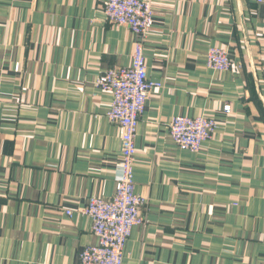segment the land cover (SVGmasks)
<instances>
[{"label": "crops", "instance_id": "crops-1", "mask_svg": "<svg viewBox=\"0 0 264 264\" xmlns=\"http://www.w3.org/2000/svg\"><path fill=\"white\" fill-rule=\"evenodd\" d=\"M101 3L0 0V264H80L97 243L81 209L114 193L122 128L95 80L129 64L136 40ZM152 8L144 56L161 86L135 136L143 222L122 264H264V2ZM215 45L241 67L208 68ZM201 114L217 121L212 138L178 148L172 116Z\"/></svg>", "mask_w": 264, "mask_h": 264}, {"label": "built area", "instance_id": "built-area-1", "mask_svg": "<svg viewBox=\"0 0 264 264\" xmlns=\"http://www.w3.org/2000/svg\"><path fill=\"white\" fill-rule=\"evenodd\" d=\"M263 3L264 0H251ZM100 11L112 25L127 26L136 35L131 62L103 71L95 86L110 96L107 119L122 128L121 148L117 163L119 174L110 197L94 196L81 209L91 221L96 244H89L80 253V264H122L123 249L134 226L143 222L141 207L144 199L135 190V136L150 93L161 86L147 72L144 43L152 29V0H102ZM206 66L215 71L238 69L225 48L211 46L206 53ZM229 105L223 110L228 113ZM217 127L208 115H174L169 121V136L182 150L197 153L202 144L212 138ZM71 216L72 210L65 209Z\"/></svg>", "mask_w": 264, "mask_h": 264}]
</instances>
